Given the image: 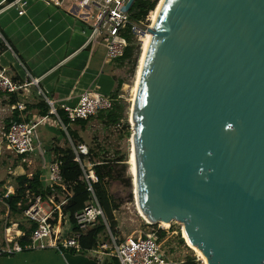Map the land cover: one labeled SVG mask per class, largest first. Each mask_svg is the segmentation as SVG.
<instances>
[{"label":"water","instance_id":"obj_1","mask_svg":"<svg viewBox=\"0 0 264 264\" xmlns=\"http://www.w3.org/2000/svg\"><path fill=\"white\" fill-rule=\"evenodd\" d=\"M147 32L130 109L138 208L181 223L207 264H264V0H162ZM0 264L95 261L37 249Z\"/></svg>","mask_w":264,"mask_h":264},{"label":"built area","instance_id":"obj_2","mask_svg":"<svg viewBox=\"0 0 264 264\" xmlns=\"http://www.w3.org/2000/svg\"><path fill=\"white\" fill-rule=\"evenodd\" d=\"M43 1L53 5H60L63 2V0ZM128 1L78 0L80 8L92 7L98 13L97 17L93 16V23L87 29L86 44L101 39L106 44V58L110 61L120 58L128 45L123 36L124 32L128 31L139 41L151 27L149 20L151 11L143 19L135 20L130 9L124 10ZM28 6V0H10L0 12L12 7L21 16L26 14ZM6 71L7 69L0 65V93H16L20 100L10 105V108L19 112L25 111V89L31 85L37 87L38 79L29 77L26 72V78H29L17 83L10 79ZM37 95L46 103L47 113L24 121L13 120L2 133L1 143L5 151L22 157V160L35 153L36 130L40 125L48 122L50 117H53L55 123H58L64 131L67 130V126L57 114L55 100L44 95L38 87ZM111 105L110 96L101 94L94 86H89L79 95L74 105L62 104L60 108L65 112L68 123L72 124L78 119H87L99 111L109 109ZM70 147L74 154L73 160L77 162L81 172L78 179L86 183L89 200L74 212L66 209L73 195L71 188L74 183L63 181L60 173L61 160L57 154L52 153L41 187L37 191L25 190L24 201L18 203L22 205L21 218L28 225L27 229L33 225L28 241L21 244L18 240L11 241L5 237L0 240V257L42 249L54 250L60 254L66 252L83 254L93 259L95 264H172L161 242L162 239L159 238L158 229L124 237L111 231L93 191V185L98 182L94 169L97 163L90 159L88 148L84 143H71ZM3 185L0 183V200L4 201L9 195L14 194L15 190L12 186ZM97 225H103V230L97 236L95 247H82L80 238ZM6 234H11L9 228L6 229Z\"/></svg>","mask_w":264,"mask_h":264},{"label":"crops","instance_id":"obj_3","mask_svg":"<svg viewBox=\"0 0 264 264\" xmlns=\"http://www.w3.org/2000/svg\"><path fill=\"white\" fill-rule=\"evenodd\" d=\"M9 1L0 0V9ZM28 1L29 6L24 15L19 16L12 7L0 12V65L21 82L29 77L38 79L37 87L44 95L55 100L57 109L62 104L74 105L79 95L89 86H94L101 94L110 96L116 88V78H121L118 71L122 66L117 59L110 61L106 58V44L101 39L86 44L87 29L93 23V16L82 15L84 8L78 6V0H63L60 5L49 4L43 0ZM26 72L29 74L28 78ZM37 87L31 85L25 89L26 110L22 112L10 108V105L20 100L16 93L17 97L14 93H0V101L6 100L8 106V109L2 107L0 110L4 116L7 115L6 110L9 112L4 119V126L0 127V157L5 154L13 160L30 163L29 157L42 155L45 163V150L41 146H36L35 153L22 160V157L5 151L1 143L2 133L17 114L21 120L42 115L41 105L37 103L43 98L37 95ZM13 95L16 100L10 103ZM51 119L54 118L50 117L48 122L39 127H57L69 140L67 130L64 131L58 123L53 125ZM37 130L36 143H39L40 134ZM51 132L53 133L52 130ZM41 134L43 137L47 136L45 139L48 142L52 139L49 133ZM52 141L62 147L57 135ZM8 168V173L12 174V168ZM0 183L3 184L2 178ZM3 186L12 185L4 183Z\"/></svg>","mask_w":264,"mask_h":264},{"label":"rangeland","instance_id":"obj_4","mask_svg":"<svg viewBox=\"0 0 264 264\" xmlns=\"http://www.w3.org/2000/svg\"><path fill=\"white\" fill-rule=\"evenodd\" d=\"M77 1V0H76ZM137 0L130 7V11H134V5ZM160 0H158V3ZM156 4V7L158 5ZM155 7V9H156ZM96 9L92 7L84 8L82 10V15L85 17L95 16L97 17ZM93 20V18H92ZM150 23L152 24L153 13L151 14ZM147 32L143 35L142 39L138 41L137 38H134L140 47V55L135 67L134 73L128 72V66H122L118 75L125 80V83L122 85L119 92V98L122 100L124 109L122 116L118 122L111 124L105 120L100 121L95 115L92 119L88 120L87 123L80 127L79 125H72L78 136L81 138V142H84L86 146L96 147L99 146L98 150L102 156L110 159L113 171H112V180L108 183V191L112 197L118 202L119 207L114 211V216L117 221L118 233L121 237L124 236H135L140 232H147L157 229H164L165 235L162 238V244L166 249L169 259L172 264H177L182 262L184 259L189 257H195L200 263H203L200 254L192 249L183 236V226L179 222L171 223H156L149 224V222L141 216L138 211L134 196L133 188V175H134V165H133V154H132V125L130 122V108H131V97H132V86L135 82L136 70L138 64L140 63V57L143 55L146 43H147ZM127 86V88H126ZM131 86V87H130ZM0 108L5 107L8 109L6 100L0 101ZM7 115L9 114L8 110ZM4 116L3 111L0 110V127L4 126V119L7 117ZM53 125L54 119H51ZM44 125V124H43ZM50 123L46 126H49ZM44 131H41V130ZM53 131V133L51 132ZM39 131L41 141L36 143L37 147L44 149L43 157L45 155V163L50 161V153H53L56 143L52 140L54 136L60 138V143L62 147H70L71 143L75 142L73 138L69 137V140L64 136V132L57 127L44 129L42 126L37 130ZM42 133H49L50 142L45 139L47 136H42ZM37 133V132H36ZM58 142V143H59ZM79 143V141L77 142ZM31 160L30 163H22L18 160H13L10 156L2 155L0 157V178H2V183H7V185H12L14 190L17 189L18 177L22 175H27L30 177L37 171L41 173V179L45 178L46 175V165L42 161V155H33L29 157ZM13 160V161H12ZM19 165H21L19 167ZM8 167L12 168L13 173H8ZM129 178L130 184L128 185L125 180ZM42 181V180H41ZM11 188V191L13 190ZM20 204H17L19 208ZM11 230V234H6V229ZM28 225L21 218V213L14 212L9 209L8 205L0 200V240L8 239L18 240L27 230ZM183 240V241H181Z\"/></svg>","mask_w":264,"mask_h":264},{"label":"trees","instance_id":"obj_5","mask_svg":"<svg viewBox=\"0 0 264 264\" xmlns=\"http://www.w3.org/2000/svg\"><path fill=\"white\" fill-rule=\"evenodd\" d=\"M157 3L158 0H137L134 5L135 10L132 11V18L135 20H141L148 14L149 11H151L150 12V16H151ZM123 36L126 38L128 45L127 47H125L123 55L120 58H117V60L119 61L120 66H128V72L133 74L135 71V67L137 65V60L140 55L139 43H137V41L134 40L133 36L128 31L124 32ZM6 74L10 77V79L13 82L21 83V80L20 79L17 80L16 77H14L13 74L10 73L8 70L6 71ZM116 83H117L116 88L114 92L110 95L112 99L111 107L109 109L99 111L95 115V117H97L100 121L105 120L106 122H109L111 124H114L119 121L124 109L122 100L119 98V92L121 90L122 85L125 83V80L123 78H116ZM15 96L12 97L10 103L15 102L16 100ZM37 104L41 105V109H42L41 114L42 115L46 114L48 107L44 102V100L43 99L39 100ZM57 114L61 118L62 122L67 126V134L70 137V139L71 137L73 138V140L75 141L73 143L76 144L78 141L81 142L82 140L78 136L77 132L74 129H72L71 124L68 123V119L65 116V112L60 108L57 109ZM17 116L18 114L15 116L14 120L23 121L28 119L27 118L21 120ZM92 118L93 116L87 119H78L75 123H72V125H79L80 127H83L87 123V121ZM40 141H41V137H40ZM87 148L90 159L92 160V162L97 163L94 165V169L98 176V182L93 185V191L96 195V198L100 206L103 209L104 215L108 221L111 231L117 234L118 233L117 221L114 216V211L118 209L119 204L108 191V183L113 178L112 163L110 159H107V157L101 155V153L98 150L99 146L92 147L87 145ZM53 152L54 154H57L59 156V159L61 160L60 173L63 181L74 183L71 188L73 195L69 200L68 206L66 208L70 212H74L82 208L90 198L89 192L86 191V183L83 180L78 179L81 172L79 169V165L77 164V162L73 160L74 154L71 147H60L56 145L54 147ZM17 179H18L17 189L15 190L14 194H11L9 195V197L5 198L4 202L8 205L9 209H11L12 211L21 213L22 205H20V207L18 208L17 204L22 203L24 201L25 190L37 191L41 187L42 184L41 173L40 171H37L34 174H32L30 177H28L27 175H22L19 176ZM125 182L129 185L130 184L129 178H127ZM31 229H33V225L31 226V228L25 230L24 235L18 239V241L21 244L28 241ZM102 230H103V225H97L96 227L89 229L80 238V243L82 247L84 248L95 247L98 240L97 236ZM157 233L159 235V238L162 239L165 235V230L158 229ZM113 262L116 263V261ZM177 264H202V263L196 260L195 257H189Z\"/></svg>","mask_w":264,"mask_h":264},{"label":"bare ground","instance_id":"obj_6","mask_svg":"<svg viewBox=\"0 0 264 264\" xmlns=\"http://www.w3.org/2000/svg\"><path fill=\"white\" fill-rule=\"evenodd\" d=\"M161 1L162 0H160V2L158 3V5H157V7H156V9H154V11H153V20H152V23H153V21H154V19H155V17H156V14H157V11H158V9H159V5H160V3H161ZM152 25V24H151ZM147 43H146V46H145V49H144V52H145V50H146V47H147V45H148V42H149V39H150V33L149 32H147ZM144 52H143V55H144ZM143 55L140 57L141 59H140V63L138 64L139 66H138V68H137V70H136V75H135V82H134V85L132 86V97H131V102H132V100H133V98H134V93H135V90H136V85H137V80H138V75H139V71H140V67H141V63H142V59H143ZM131 87V86H130ZM126 88H127V86H126ZM131 109V108H130ZM132 156H133V165H134V153H133V149H132ZM135 166H134V175H133V188H134V196L136 197V192H135ZM136 200V199H135ZM137 204V203H136ZM138 207V206H137ZM138 211H139V213L141 214V216H143V218L145 217L143 214H142V212L140 211V209L138 208ZM145 219H146V217H145ZM162 224H163V222H162ZM183 236H184V238L186 239V241H187V243H188V245L190 246V247H192V249H194L195 251H197L199 254H200V257L202 258V260H203V263L204 264H207L206 263V259H205V257L202 255V253L198 250V249H196V247H194V246H192V245H190L189 244V242H188V240H187V238H186V235H185V233H184V230H183Z\"/></svg>","mask_w":264,"mask_h":264}]
</instances>
